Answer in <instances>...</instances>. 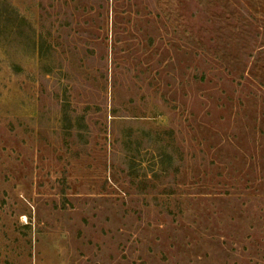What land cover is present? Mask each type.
<instances>
[{"label":"rangeland","instance_id":"374dc122","mask_svg":"<svg viewBox=\"0 0 264 264\" xmlns=\"http://www.w3.org/2000/svg\"><path fill=\"white\" fill-rule=\"evenodd\" d=\"M0 264H264V0H0Z\"/></svg>","mask_w":264,"mask_h":264}]
</instances>
